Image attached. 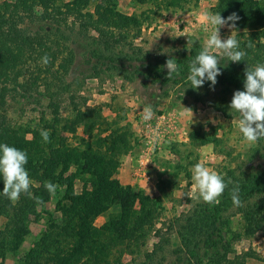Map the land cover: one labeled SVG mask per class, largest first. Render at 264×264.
<instances>
[{
	"label": "trees",
	"instance_id": "trees-1",
	"mask_svg": "<svg viewBox=\"0 0 264 264\" xmlns=\"http://www.w3.org/2000/svg\"><path fill=\"white\" fill-rule=\"evenodd\" d=\"M132 1L158 6L167 0ZM190 1L175 0L164 6L182 9ZM211 10L224 18L237 14L235 29L241 31L235 38L247 55L244 61L227 60L219 66L221 74L214 86L205 81L194 89L187 76L190 62L202 50L197 39L183 40L179 49L168 53L134 42L143 23L149 24L150 14L155 13L150 6L136 14L119 10L118 0L0 1V108L8 94L13 99L17 95L35 97L33 92L43 81L52 115V122L26 127L9 125L0 111V143L27 153L30 192L42 200L37 203L22 193L12 202L3 195L0 177V221L4 219L0 222V257L18 253L29 232V215L48 201L50 193L44 184L51 181L63 188L56 204L60 216L48 214L49 230L42 231L18 264H124L122 253L139 251L151 230L157 242L133 264H246L249 253L236 254L232 246L241 235L251 237L261 232L264 236V139L252 145L235 166L217 171L226 183L230 181L219 203L190 200L185 212L155 228L158 214L152 198L131 185H121L114 177L121 155L131 147L128 126L111 128L105 135L94 134V140L84 141L82 148L59 136L75 133L81 126L88 132L102 124L97 109L86 106L85 98L79 105L70 94L71 88L79 87L86 78L102 75L138 80L149 96L164 98L170 92L193 95L226 119H240L239 113L230 109V102L236 90H244L246 67L264 63V0H217ZM45 55L50 61L41 65ZM169 58L179 67V74L171 79L165 67ZM31 63L44 66L43 76H25L32 73L28 68ZM150 84H158L160 92L150 91ZM65 92L73 105L68 117L60 115L56 100ZM212 93L214 98H204ZM158 103L155 101L152 108ZM42 129L50 132L47 143L41 137ZM197 135L198 131L191 134V139L196 140ZM237 187L239 205L231 199V190ZM113 207L119 210H110ZM99 216L102 220L95 223ZM236 216L242 222L240 231L232 227ZM261 261L264 264V257Z\"/></svg>",
	"mask_w": 264,
	"mask_h": 264
},
{
	"label": "rangeland",
	"instance_id": "rangeland-1",
	"mask_svg": "<svg viewBox=\"0 0 264 264\" xmlns=\"http://www.w3.org/2000/svg\"><path fill=\"white\" fill-rule=\"evenodd\" d=\"M170 1L175 0L156 1L160 3L157 6L149 2L140 5L132 0H118V8L124 13L139 14L149 6L155 10V13L150 14L153 15L149 18L150 23H143L134 42L145 49L168 53L170 50L179 49L183 40L195 38L203 48L213 30L211 25L205 23L204 13L212 12L211 8L217 0H191L182 9L177 6H164ZM36 13L40 11L37 9ZM240 31L223 26L220 28V35L222 39H226L231 32L235 36ZM37 62L40 63L41 60ZM220 63L218 66L225 65L227 58L221 59ZM30 65L28 68L32 73H26V77L34 74L43 76L41 70L44 66H34V63ZM38 84L33 98H21L17 94L15 99L10 94L6 96V104L0 108L6 123L34 127L42 126L47 121L52 122L51 111L47 105L48 97L43 92V81ZM157 85H148L150 91L159 93ZM76 87L73 86L70 92L75 95V102L80 105L85 98L86 106L97 109L101 114L102 124L88 132L81 126L75 133L65 132L59 136L69 145L82 148L84 141L94 140V134L105 135L111 128L128 126L131 147L121 155L114 177L121 185H131L136 192L152 198L158 214L155 228L168 224L174 217L185 212L190 200H201L193 198L196 189L191 169L195 164L202 163L211 170L221 171L223 167L239 163L254 145L243 139L239 131L240 119H226L220 111L199 102L193 95L181 96L178 92H170L164 98L149 96L138 80H123L119 75L89 77L77 87V92ZM40 93L42 94L39 95ZM36 97L39 98L37 102L33 100ZM204 98H214V95L212 93L210 97ZM56 100L60 115L70 116L73 105L69 92L63 93ZM155 101L159 103L153 109L152 104ZM147 106H151L154 116L151 120L144 121L143 109ZM197 131V139H191V134ZM62 192L63 188L57 186L55 193L49 195L48 201L35 208L36 214L29 215V232L18 253L0 257V264H18L25 258L26 251L34 246L42 231L49 230L46 222L48 214L60 216L56 204L61 199ZM113 209L119 210L117 207L110 210ZM3 220L2 218L0 222ZM101 220L99 216L94 222ZM231 223L234 230L240 231V218L234 217ZM157 240L155 231L151 230L139 251L122 253L121 261L124 264H133V260H142L143 253L151 250ZM232 247L236 254L249 253L245 256L246 264H263L261 258L264 257V236L261 232L251 237L239 236Z\"/></svg>",
	"mask_w": 264,
	"mask_h": 264
},
{
	"label": "clouds",
	"instance_id": "clouds-1",
	"mask_svg": "<svg viewBox=\"0 0 264 264\" xmlns=\"http://www.w3.org/2000/svg\"><path fill=\"white\" fill-rule=\"evenodd\" d=\"M238 19L236 13L230 14L227 18L222 17L219 12L204 13L205 23L211 25L213 30L202 50L190 62L187 80L192 88L199 89L205 81H210L211 86H214L217 83V76L221 74L218 66L221 64V59L227 58L228 61L237 63L245 60L247 53L240 48V43L232 32L226 39H222L220 35L221 27L228 26L233 30ZM251 46L249 44V47ZM49 61L50 57L47 55L42 57L43 64L46 65ZM165 67L168 79H171L173 74H179V67L172 58L166 61ZM243 87L244 90L234 92L230 109L239 113V131L243 139L251 145L264 139V63H258L254 68L246 67ZM153 116L151 106L143 109L144 121L151 120ZM40 134L45 143L49 142L48 130L42 129ZM27 162L28 156L25 151L0 143V177L3 179V195L16 202L23 193L35 199L37 203H41V198L33 197L30 192L31 180L25 169ZM191 172L196 189L193 198L202 199L208 204L219 203V197L230 181L226 183L220 174L202 163L195 164ZM44 187L50 194H54L57 186L51 181H46ZM238 193V187L231 190V199L235 205L240 204Z\"/></svg>",
	"mask_w": 264,
	"mask_h": 264
}]
</instances>
